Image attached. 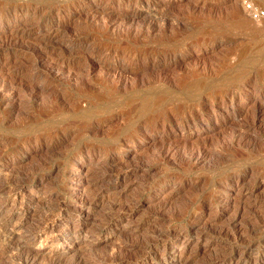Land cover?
<instances>
[{"label": "rangeland", "instance_id": "1", "mask_svg": "<svg viewBox=\"0 0 264 264\" xmlns=\"http://www.w3.org/2000/svg\"><path fill=\"white\" fill-rule=\"evenodd\" d=\"M263 6L0 0V264H264Z\"/></svg>", "mask_w": 264, "mask_h": 264}, {"label": "bare ground", "instance_id": "2", "mask_svg": "<svg viewBox=\"0 0 264 264\" xmlns=\"http://www.w3.org/2000/svg\"><path fill=\"white\" fill-rule=\"evenodd\" d=\"M264 7V6H263ZM238 12V11H237ZM232 13V12H231ZM242 20V19H241ZM241 22H243V24L245 25L246 23H248L246 20H242ZM234 23V22H233ZM253 23V22H252ZM251 23V24H252ZM249 25V24H248ZM241 27V26H240ZM243 27V26H242ZM262 27V26H261ZM245 28V27H244ZM242 29V28H241ZM248 29V28H247ZM260 29V28H258ZM261 31V30H260ZM169 38V37H168ZM162 39V38H161ZM173 46V45H172ZM143 51V50H142ZM142 53V52H141ZM146 53V52H145ZM148 54V53H147ZM259 54V53H258ZM256 55V54H255ZM260 58V57H259ZM257 61V60H256ZM147 117V116H146ZM148 120V119H147ZM205 146V145H204Z\"/></svg>", "mask_w": 264, "mask_h": 264}]
</instances>
